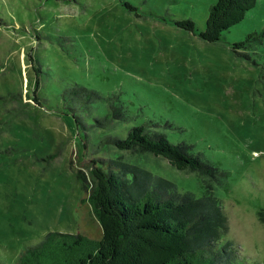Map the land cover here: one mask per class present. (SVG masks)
<instances>
[{
    "label": "rangeland",
    "instance_id": "1",
    "mask_svg": "<svg viewBox=\"0 0 264 264\" xmlns=\"http://www.w3.org/2000/svg\"><path fill=\"white\" fill-rule=\"evenodd\" d=\"M214 2L0 0V264H16L21 249L49 231L98 238L78 172L90 187V161L116 156L180 191L202 196L209 187L228 220L221 240L238 249V264H264V38L232 50L264 27V0L216 42L174 24L187 18L204 30ZM31 59L40 68L41 106L33 101ZM72 84L117 96L131 121L114 118L84 132L62 111L60 92ZM106 106L96 104L93 113L104 115ZM143 121L186 143L211 173L178 170L139 149L96 145L103 133L124 137Z\"/></svg>",
    "mask_w": 264,
    "mask_h": 264
},
{
    "label": "trees",
    "instance_id": "2",
    "mask_svg": "<svg viewBox=\"0 0 264 264\" xmlns=\"http://www.w3.org/2000/svg\"><path fill=\"white\" fill-rule=\"evenodd\" d=\"M256 2L215 0L208 8L202 31H196L191 19H177L174 24L206 42H216L240 23ZM263 38L264 27L233 42L232 50L260 44ZM31 64L37 75L40 68L33 59ZM38 81L37 75L33 101L41 106L44 99L36 95ZM60 97L62 111L84 132L99 124L106 126L114 118L131 121L117 96L105 97L72 84L60 92ZM101 102L107 105L106 113L95 115V105ZM149 123L156 125L152 121L131 124L124 137L103 133L96 145L116 151L139 149L162 156L178 170L211 173L210 163L191 153L186 143L171 142L163 131L151 129ZM87 147L85 140L83 148ZM87 167L90 187L82 171L78 172L85 194L82 201L89 203L100 225V236L49 231L38 242L24 246L16 264H238V249L231 240H221L228 232V220L209 187L202 196L180 191L171 181L153 178L147 170L122 163L117 156L92 159ZM258 220L264 226V209L258 211Z\"/></svg>",
    "mask_w": 264,
    "mask_h": 264
}]
</instances>
